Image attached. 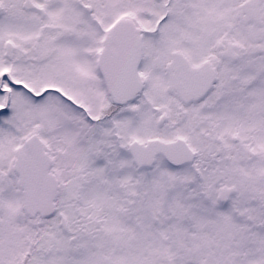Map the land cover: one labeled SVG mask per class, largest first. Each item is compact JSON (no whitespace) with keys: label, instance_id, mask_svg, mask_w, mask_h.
Masks as SVG:
<instances>
[{"label":"snow or ice","instance_id":"6c2138e0","mask_svg":"<svg viewBox=\"0 0 264 264\" xmlns=\"http://www.w3.org/2000/svg\"><path fill=\"white\" fill-rule=\"evenodd\" d=\"M0 264H264V0H0Z\"/></svg>","mask_w":264,"mask_h":264}]
</instances>
